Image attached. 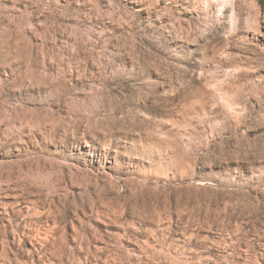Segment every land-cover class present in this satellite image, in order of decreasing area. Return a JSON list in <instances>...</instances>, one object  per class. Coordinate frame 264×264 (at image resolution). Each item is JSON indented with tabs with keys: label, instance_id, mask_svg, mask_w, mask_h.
Listing matches in <instances>:
<instances>
[{
	"label": "rangeland",
	"instance_id": "obj_1",
	"mask_svg": "<svg viewBox=\"0 0 264 264\" xmlns=\"http://www.w3.org/2000/svg\"><path fill=\"white\" fill-rule=\"evenodd\" d=\"M0 264H264V0H0Z\"/></svg>",
	"mask_w": 264,
	"mask_h": 264
}]
</instances>
